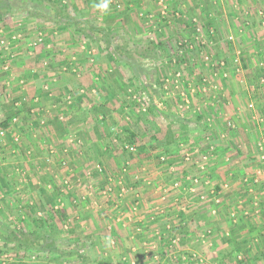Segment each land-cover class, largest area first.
<instances>
[{"label":"rangeland","instance_id":"374dc122","mask_svg":"<svg viewBox=\"0 0 264 264\" xmlns=\"http://www.w3.org/2000/svg\"><path fill=\"white\" fill-rule=\"evenodd\" d=\"M55 2L111 28L116 40L105 49L75 28L63 35L72 45L62 54L72 59L59 71L66 66L73 79L57 73L46 85L73 83V101H57L78 112L67 139L64 125L54 124V136L44 122L22 133L7 128L0 140L1 222L33 230L45 219L59 250L38 254L0 237V264H239L243 255L226 257L229 223L242 226L246 263L264 264V183L245 172L257 164L259 177L264 168V0ZM51 13L39 0H0V39L21 34L26 48L40 24L39 45H52ZM207 19L218 28L212 37L202 28ZM168 130L176 140L153 148L149 138ZM239 155L246 157L229 167L225 158ZM232 168L241 174L230 177Z\"/></svg>","mask_w":264,"mask_h":264},{"label":"crops","instance_id":"0c3cea01","mask_svg":"<svg viewBox=\"0 0 264 264\" xmlns=\"http://www.w3.org/2000/svg\"><path fill=\"white\" fill-rule=\"evenodd\" d=\"M72 15L74 16V14ZM79 19H82V18H79ZM49 21L46 20V22L48 23ZM51 22L52 21H50V23ZM53 25L60 26V29H61L60 34H57L58 33L57 31L52 30L51 27H53ZM38 26L40 27V24L32 28V30L28 31L31 33V36L30 38H28L29 41L25 40L26 48L22 46L21 44L22 42H19L16 40L13 41L11 39L9 43L7 44L8 45L7 49H5V47L0 45V124H2L3 121L7 117L5 109L8 107V109L12 110L11 106L14 102L15 107H18L19 111L18 113H16V116H15L17 117V121L13 122V119H12L11 125L10 127H8V129H11L10 132H13L14 129L17 128L18 131L22 133L23 128L25 129V127H28V125L33 124V126L37 128V126H39L41 123L43 124L44 122H46L48 123L46 126L48 131H50V133L53 134L54 136L57 134L54 129V124L64 125L65 130H66L65 139H67V137H69L70 135V132H72L71 131L72 127L71 128L67 127L69 118H71L73 114L78 113V112L74 110L70 111L71 105L66 106V107L62 106L58 108V106L61 105V103H57V101L66 100V98H68V100L70 101H73L71 100L72 97L70 96L71 94L74 93V90L71 87L73 83L72 82L68 83L69 81L63 82L64 83V84L62 83L64 85L63 88L61 89L56 88L53 90H48L47 92V89L49 88H47L46 84L48 83L46 82L47 81L50 82V80L57 79L58 76H55V74L57 73L62 74L63 75L62 78H66L68 77V75L70 76V78L68 77V80L72 78L73 75L71 76L69 72H65L63 70L68 64L67 60L71 61L72 57L69 54L64 56L62 54V51H64L65 46L72 45V43L67 42L68 38L64 39L63 35L64 33L71 31V29L73 30V28L66 27L63 23H55V24L49 25L48 27H50L52 31L51 33L54 35L55 40L53 41L52 45L48 44L47 45L48 47L43 48L40 45H34V41L37 40V36L39 32L37 29ZM25 28L28 29V27L26 26ZM0 31H3V29H1ZM7 38H9L8 35H7ZM64 58H66V60ZM63 62L66 63V66H64L63 69L59 71L60 64H62ZM6 63L9 64L8 69L4 68L5 67L4 64L6 65ZM69 65H70V62H69ZM65 74L67 76H65ZM80 97H82V95ZM70 101L68 102L70 103ZM48 103L50 105H48ZM262 107L263 106H261V109H263L264 111V108ZM56 119L58 120L57 122L55 121ZM200 124H203V123L199 121L198 125ZM203 126L205 129V125ZM260 131L262 132V130ZM30 133H32V136L34 137L37 136V131H35V129L33 128ZM67 133L69 135H67ZM173 133L175 134V132ZM77 135L78 134H75V135L73 134V137L75 136L77 137ZM137 137H138V134H137ZM13 139H15L16 144H19L21 142L20 135L19 136L17 135ZM18 139L20 142L18 141ZM227 142H228V149H231L232 146L231 147L229 146V140ZM215 144L211 143L210 148L212 147L213 149H216ZM259 145H260L259 150L261 152L260 155L262 154L261 161H264V158L262 157L264 155L263 154L264 152L262 151L264 150V146L262 143H260ZM213 149H211V152ZM65 150L67 149L65 148ZM216 154H218V150L216 151ZM213 155H214V158L212 159V164L217 158V155L216 156L215 154ZM244 157H246V155L244 156L239 155L238 157H235V158L233 157L232 160H230L229 157H226L225 161L228 164L231 163L229 164L230 165L229 167H232V166L238 167V164L240 165L241 160ZM194 163L193 165L199 169V165L197 164V162L195 164ZM186 167L188 168L189 166L187 165ZM255 167H257V164L251 167L250 169H246L245 172L251 171L252 175L257 176L255 181L258 182L259 179H261V181L264 183V168L262 172H260L261 167L257 170V172L259 173V177H258V175L255 174L256 172H254V170H256ZM238 174H241V171L239 170L236 171L235 168H232V171L230 172V177L233 175L236 176ZM136 176H138V174H135V178L133 180L134 182L139 180L136 178ZM230 177L228 175V178ZM156 193L158 192H155L152 194H156ZM218 200L219 199H217V201Z\"/></svg>","mask_w":264,"mask_h":264},{"label":"trees","instance_id":"16d2710c","mask_svg":"<svg viewBox=\"0 0 264 264\" xmlns=\"http://www.w3.org/2000/svg\"><path fill=\"white\" fill-rule=\"evenodd\" d=\"M5 1V0H1ZM40 2H43L47 5H49L52 9V13L49 16H45L44 20H54L55 23H63L66 27H72L77 29L79 33L86 34L88 38L92 40H98L103 41L105 43V49H110L115 44V37L116 34L113 32V30L109 27L105 26H99L96 24H90L88 20L85 19H79L75 16H73L69 11H67V8L63 7L59 2H55L56 0H39ZM174 18L181 20V17L176 16V13L174 12L172 14ZM1 22V20H0ZM83 25H86L85 27ZM212 25V26H211ZM213 20L207 19L205 23H203L202 28L204 31H206V34L212 37V34L215 35V33H218L217 26H213ZM89 30L91 33L94 32V34H98L99 36H95L91 33H87V30ZM1 40V39H0ZM185 42H180L181 45L188 46L189 44H185ZM122 43L124 40L122 39ZM108 101V100H107ZM105 105V104H104ZM12 110L8 109L6 110L7 117L3 121L2 124H0V128L7 129L11 125V121L13 117L16 116V113H18L19 108L15 107L14 102L12 104ZM97 111H100V108L94 107ZM200 120L202 117H199ZM162 132L156 131L149 139L153 142L151 146L153 148L158 147L161 144H164L165 147L169 145V143L176 140L175 134L172 130H168L164 135H161ZM129 137L131 138L130 142H133V139L137 138V134H135L133 131L128 133ZM161 143V144H160ZM142 146V145H141ZM163 146V145H162ZM40 226L33 230H27L25 228H20L16 226H11L9 224H4L0 220V237L5 240V244H12L14 246H17L19 248H25V249H35L37 250L38 254H47L52 253L55 254L59 250L56 247L55 244V238L53 235L47 231L46 229V221L45 219H42L39 221ZM229 234L227 237H225V242L231 247L229 255L226 257L229 260H237L238 255H243L242 259H238L237 262L239 264H247V255H248V249L246 247L248 241L245 238H241V234H239V230L242 226H237L232 223H229ZM4 230V231H2ZM3 233V234H1ZM243 259L245 262H243ZM19 264H28L27 262H20ZM43 264V263H40Z\"/></svg>","mask_w":264,"mask_h":264},{"label":"built area","instance_id":"2783aa9c","mask_svg":"<svg viewBox=\"0 0 264 264\" xmlns=\"http://www.w3.org/2000/svg\"><path fill=\"white\" fill-rule=\"evenodd\" d=\"M18 37H21V34H17V35L14 34V35H12L11 40L14 41V40H16ZM9 41H10V40L1 39V40H0V45H2L3 47H5V49H7V48H8V45H7V44L9 43ZM44 42H45V36H44L43 31L40 30V31L38 32L37 40L34 41V45L43 44ZM48 44H49V43H48ZM48 44H47V45H48ZM5 68L8 69V68H9V64H6V65H5ZM251 106H252V104H251ZM16 121H17V117H14V118H13V122H16ZM5 136H6V129L0 128V140L3 139ZM127 149L130 150V152H131V151H134L136 148H135L134 145H127ZM263 158H264V156H263ZM162 159L164 160L165 157H162ZM186 159H189V157H186ZM100 170H101V169H100ZM188 179H190V177H188ZM193 180L197 183L199 179L196 177V178L192 179V181H193ZM194 181H193V182H194ZM174 187H175V188L179 187V182H178V181H175V182H174ZM194 191H195V189H194ZM201 198H204V196L202 195Z\"/></svg>","mask_w":264,"mask_h":264},{"label":"clouds","instance_id":"9594fccd","mask_svg":"<svg viewBox=\"0 0 264 264\" xmlns=\"http://www.w3.org/2000/svg\"><path fill=\"white\" fill-rule=\"evenodd\" d=\"M104 8L107 9V4L104 5Z\"/></svg>","mask_w":264,"mask_h":264}]
</instances>
